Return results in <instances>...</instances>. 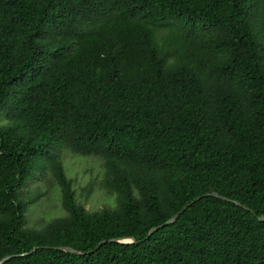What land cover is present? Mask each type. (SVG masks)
<instances>
[{
	"label": "trees",
	"instance_id": "obj_1",
	"mask_svg": "<svg viewBox=\"0 0 264 264\" xmlns=\"http://www.w3.org/2000/svg\"><path fill=\"white\" fill-rule=\"evenodd\" d=\"M1 116L4 264H264V0H0ZM64 149L115 206L78 202ZM47 171L66 215L26 226Z\"/></svg>",
	"mask_w": 264,
	"mask_h": 264
},
{
	"label": "rangeland",
	"instance_id": "obj_2",
	"mask_svg": "<svg viewBox=\"0 0 264 264\" xmlns=\"http://www.w3.org/2000/svg\"><path fill=\"white\" fill-rule=\"evenodd\" d=\"M5 119L0 117V122ZM62 161L65 172L73 180L78 202L88 210L100 209L105 205L115 206L116 195H112L103 185L104 160L99 157L82 156L64 149ZM88 186H92L88 193ZM41 193L42 197L32 204L25 216V225L34 228H42L51 220L66 215L62 206V194L60 187L55 182L51 172L33 179L24 189V196Z\"/></svg>",
	"mask_w": 264,
	"mask_h": 264
},
{
	"label": "water",
	"instance_id": "obj_3",
	"mask_svg": "<svg viewBox=\"0 0 264 264\" xmlns=\"http://www.w3.org/2000/svg\"><path fill=\"white\" fill-rule=\"evenodd\" d=\"M204 196H215V197H218V198H221L223 200H227V201H230V202H234L238 205H241L239 202L237 201H234L232 199H229L228 197L226 196H223V195H220L219 193L217 192H212V193H208V194H205ZM201 199V196L198 197L196 200L192 201L191 203H188L187 205H185L179 212H177L173 217H171L166 223L164 224H161L157 227H154L152 228L149 232H148V236L147 237H150L155 231H157L158 229L162 228L163 226L165 225H169L171 223H174L177 218L179 217L180 214H182L189 206H191L195 201ZM247 210H251L249 207H245ZM259 220L261 221H264V216H260L259 217ZM112 241H119V242H124V243H134L136 240L135 238H126V239H123V240H120V239H112ZM104 241H102L99 246L101 244H103ZM37 249L34 248L33 251H35ZM60 250H64V251H67V252H70V253H73V254H77V255H85L86 253L85 252H82V251H78L74 248H71V247H60L59 248ZM32 251V252H33ZM10 258H12V256H7V257H4L3 259L0 260V264H4L7 260H9Z\"/></svg>",
	"mask_w": 264,
	"mask_h": 264
}]
</instances>
